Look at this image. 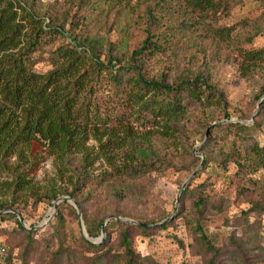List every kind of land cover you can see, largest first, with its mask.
Listing matches in <instances>:
<instances>
[{"label":"rangeland","instance_id":"obj_1","mask_svg":"<svg viewBox=\"0 0 264 264\" xmlns=\"http://www.w3.org/2000/svg\"><path fill=\"white\" fill-rule=\"evenodd\" d=\"M18 1L44 18L42 24L53 18L54 23L62 25V34L54 35L41 55L34 54L41 56L33 66L37 72L50 68L49 49L60 44L73 46L76 38L97 40L96 52H100L101 60L110 45L122 57V63L151 34L155 45L144 53V77L158 78L163 74L169 83L194 74L201 79L197 81L198 99L193 97L196 100L189 103L179 130L166 137L156 131L160 128L159 117L155 118L133 98L127 86L122 92L114 90L108 75L110 67L91 73L87 85L91 90L84 99L89 123L111 127L119 136H127L118 149L111 148L106 136L102 137L108 161L101 157L92 134L85 143L89 157H96L87 171L93 175L102 173L107 183L92 180L75 190L79 213L69 200L58 202L54 210L53 200L33 204V193L51 185L72 191L79 155H70L68 169L38 146L23 158H7L5 167L0 165V202L13 201L7 211H16L23 226L34 227L28 229L34 233L25 250L24 233L16 229L12 218H0V241L7 247L5 264H95L93 258L105 248H109V256L101 264H122L126 256L119 247L116 224L111 223L115 218L104 223L97 254L86 246L80 222L86 232H97L90 238L95 239L108 215L154 224L170 214L168 221L161 222L164 228L150 225L149 234L130 237L136 264H152L144 259L147 256L153 264H264V165L241 168L234 161L235 152L226 144L219 145L216 127L220 123L248 124L241 139L264 144V60L256 61L247 75L239 71L243 51L264 46L263 2L228 0L230 8L217 12L210 18L213 20L206 18V25L230 27L228 39L223 41L209 37L210 26L205 25V29L201 17L185 8L181 0ZM204 122L209 126L217 124L207 132ZM244 127L233 130L244 131ZM210 141L216 145L209 146ZM136 147L143 152H135ZM151 151L162 161L131 181L114 174L107 163H118L121 154L131 152L137 159L145 154L152 158ZM229 151H233L232 158L219 162ZM15 174L24 176L27 188L17 189L12 184L5 187L3 182ZM114 187H123L127 196L116 199ZM198 199L205 201L200 214L194 206ZM57 212L60 220L55 217ZM3 213L0 210V216ZM196 222L214 245L215 253L203 251L193 236Z\"/></svg>","mask_w":264,"mask_h":264},{"label":"trees","instance_id":"obj_2","mask_svg":"<svg viewBox=\"0 0 264 264\" xmlns=\"http://www.w3.org/2000/svg\"><path fill=\"white\" fill-rule=\"evenodd\" d=\"M181 1L185 8L201 17V25L205 29L206 26H210V30L207 31L209 37H216L223 41L228 39L230 27L211 26L204 23L206 18H214L217 12L230 8L228 0ZM261 1L264 4V0ZM43 19H40L38 14L18 0H0V165L5 167L6 159L11 156L23 158L26 152H33L37 146L53 155L64 169H68L71 165L70 155L78 154L79 165L76 167L77 176L72 191L51 185L40 193H33L32 201L33 204L43 200L51 202L58 195L64 194L76 202L77 192L75 190H79L92 180L99 184L105 181L102 173L93 175L87 171V167L96 158L95 156L89 157L85 145L89 135H93L98 144V151L106 161H108V154L106 156L104 150L106 141H102V137L106 136L111 148L117 149L127 137L119 136L111 127L89 123L88 105L84 99L85 94L91 90L90 86H87L91 73L110 67L108 75L114 90L122 92L127 86L128 93L133 98L141 102L142 106L155 118L159 117L160 128L156 131L166 137L173 136L179 130L180 123L186 117L189 103L196 100L193 97L198 99L197 81L201 78L194 74L191 77H182L169 83L164 79L163 74L158 78L144 77L141 73L142 63L146 59L144 53L155 45V41L151 40V34L147 35L141 46L128 54L126 62L122 63L120 62L122 57L118 56V52L115 49L112 50L110 45L104 49L105 59L101 60L100 52H96L97 40L86 37L74 38L76 43L73 46L60 44L49 49L47 61L50 68L44 72H37L33 66L41 56H34V54L41 55L54 35L62 34V25L54 23L53 18L42 24ZM88 60L89 66H87ZM242 60L243 64L240 65L239 71L241 75H247L256 61L264 60V46L243 51ZM263 91L264 89H261V93ZM202 125L203 127L208 126L206 128L208 132L212 124L209 126L207 122H204ZM247 125L238 122L220 123L216 127L220 132L219 145L226 144L230 150L235 152L234 161L241 168L245 165L254 168L261 164L264 165V144L260 145L255 140L248 142L241 139L248 130ZM236 126H245L242 128L244 131L235 132L233 128ZM229 133L232 134L231 137ZM137 143L142 146L144 144L143 142ZM214 145H216L214 141L209 142V146ZM134 149L135 152H143L141 147ZM233 151L225 152V156L219 162L222 163L226 157L232 158ZM149 153L153 156L152 158L145 154L139 159L132 152L123 153L117 160L118 163H107L114 174L121 176L123 180L131 181L154 169L162 161L156 153L152 151ZM202 160L204 164L206 156ZM79 166L82 167L81 172ZM27 182L23 175L15 174L10 181H5L3 184L5 187L12 184L17 189H23L28 187ZM113 191L116 199L122 200L127 196L123 187H114ZM184 191L187 189L185 188ZM204 204L205 201L200 199L194 202L197 213L200 214ZM12 206L13 201L11 200L1 201L0 210L4 213L0 218H12L16 229L24 233V249L28 250L34 231L25 228L19 222L15 212L7 211ZM114 216L118 218L112 219L111 223L116 224L119 247L126 256L122 264H136L137 257L134 258L130 237L137 233L149 234L148 231L151 229L148 228L149 225H145L148 223H133L132 220ZM55 217L60 220L61 214L57 212ZM100 222L101 220L99 224ZM164 227L165 224L160 223L159 228ZM132 228L138 229L132 230ZM56 231L55 229L54 233ZM192 231L203 251L215 253L214 245L198 222L194 224ZM86 234L91 238L97 236V232L93 233L89 229ZM83 240L86 246L97 254V248L100 249V245L85 238ZM24 249L22 250L23 256H25ZM55 252L57 250L53 251ZM108 256L109 248H105L93 258V261L95 264H101L102 261L108 259ZM118 256H121V253ZM144 259L153 264V260L148 256Z\"/></svg>","mask_w":264,"mask_h":264},{"label":"water","instance_id":"obj_3","mask_svg":"<svg viewBox=\"0 0 264 264\" xmlns=\"http://www.w3.org/2000/svg\"><path fill=\"white\" fill-rule=\"evenodd\" d=\"M223 122H224V121H223ZM212 124H214V123H212ZM206 131H207V130H206ZM194 173H195V170L190 174V176L193 175ZM190 176H189V177H188V178L182 183V185L180 186V189H179L178 193H179V192L185 187V185H186L187 181L189 180ZM63 199H65V200H69V201L73 204V206L75 207L76 211L79 213V207H78L77 203H76L73 199H71V198H69V197H66V196H64V195H60V196L56 197V198L52 201V206H53V209H54V210H55V205H56L59 201H61V200H63ZM176 200H177V197H176ZM14 212L16 213L19 222L23 225L22 219H21V217L19 216V214H18L16 211H14ZM110 217L118 218V217L113 216V215H109V216L105 217V218H104V221H103L102 224H101V232H100V235H99L98 238H95V239H90L91 237H89V236L86 235V232H85V230H84V228H83V225H82L81 222H80V227H81V231H82L83 237H84L86 240L91 241L92 243H98V242H100L101 239H102V233H103V226H104V223H105L106 220H107L108 218H110ZM171 217H172V214H170L169 216H167V217H166L165 219H163L161 222H166V221H168ZM119 219H120V218H119ZM132 222H135V221H132ZM161 222L154 223V224H145V225H149V226H150V225H159ZM135 223H138V222H135ZM31 228H34V227H31ZM31 228H28V229H31Z\"/></svg>","mask_w":264,"mask_h":264},{"label":"built area","instance_id":"obj_4","mask_svg":"<svg viewBox=\"0 0 264 264\" xmlns=\"http://www.w3.org/2000/svg\"><path fill=\"white\" fill-rule=\"evenodd\" d=\"M7 259V247L0 241V264H4Z\"/></svg>","mask_w":264,"mask_h":264}]
</instances>
